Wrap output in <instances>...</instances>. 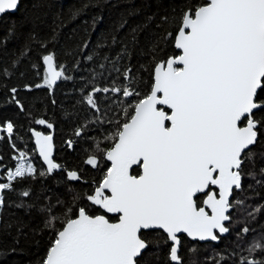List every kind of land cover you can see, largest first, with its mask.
I'll return each instance as SVG.
<instances>
[{
	"label": "snow or ice",
	"instance_id": "1",
	"mask_svg": "<svg viewBox=\"0 0 264 264\" xmlns=\"http://www.w3.org/2000/svg\"><path fill=\"white\" fill-rule=\"evenodd\" d=\"M19 4L20 0H0V18L17 11ZM177 23L174 40L179 54L156 62L147 94L141 93L128 67L123 72L127 84L93 86L84 95L83 102L99 113L92 123L114 125L104 138L109 147L97 142L99 154L92 153L85 163L102 168L106 160L110 166L91 194L81 196L70 189L71 203L59 212L51 203L41 209L45 227L55 229L41 264H144L154 230L166 234L171 264H185L180 254L185 236L219 244L232 232L233 210L245 205L234 197V190L243 191V178L254 175L245 168L255 163L252 146L264 141V0H204L182 9ZM8 32L11 36L14 27ZM43 64V84L36 88L52 89L57 81L71 79L53 54L44 55ZM17 91L11 89L13 94ZM98 93L124 98L126 102L116 105L117 118H105L108 110L101 109ZM12 102L24 110L15 95ZM36 123L53 127L44 119ZM0 133V141L7 139L15 148L11 121L0 125ZM33 134L46 168L38 169L26 152L19 151L14 169L7 170L0 183V209L6 192L16 191L15 184L24 180L56 171H66L68 181L83 180L79 171L66 170L53 159L52 135ZM75 134L80 136L82 129ZM73 143L68 141L69 146ZM134 166L140 174H133ZM259 171L264 175V167ZM18 194L32 195L28 189ZM81 199L87 203L78 204ZM89 205L104 214H94ZM260 211L257 206L248 215L254 219ZM249 232L244 226L237 238ZM188 251L196 254V244ZM245 251L248 255L238 264H264V257L256 256L264 253V241H251ZM206 259L224 264L228 257L218 253Z\"/></svg>",
	"mask_w": 264,
	"mask_h": 264
},
{
	"label": "trees",
	"instance_id": "2",
	"mask_svg": "<svg viewBox=\"0 0 264 264\" xmlns=\"http://www.w3.org/2000/svg\"><path fill=\"white\" fill-rule=\"evenodd\" d=\"M203 2L21 0L16 13L0 18V41H4L0 43V125L6 121L14 124L15 143L13 148L7 139L0 141V157H3L0 183L5 182L7 170L14 169L18 151L29 154L38 169L46 168L37 156L32 130L53 134L54 160L66 170H77L83 176L82 181L72 182L67 180L66 171H56L49 176L16 183V191L6 192L5 204L0 209V264H41L55 238V229L45 227L46 213L41 209L51 203L59 212L62 206L71 203L70 189L81 196L91 194L108 167L105 160L101 161L102 168H92L85 163L92 153L99 154L95 147L97 142L102 148L109 147L104 138L114 125L93 124L99 113L83 102L84 95L93 86L111 87L113 82L127 84L123 72L128 67L135 73L141 93L147 94L153 83L156 62L179 54L174 38L181 10ZM13 27L14 33L10 36L8 30ZM49 53L71 79L61 80L52 89L36 88V84H43V56ZM88 56L93 59L89 61ZM12 88H16L17 93L13 94ZM14 95L24 105L23 111L12 102ZM97 96L101 109L108 110L105 118H117L120 108L116 105L124 98L117 100L115 94L98 93ZM38 119H44L53 127L37 124ZM78 128L82 129L80 136L75 134ZM69 140L74 142L71 146ZM253 148L255 163L249 164L245 171L254 175H246L243 191L234 193L245 205L233 210L232 232L219 244L201 245L185 240L180 253L185 264H192L193 260L196 264H216L206 258L218 253L228 257L224 264H238L242 255H248L245 249L251 241H264V175L259 171L264 167V141ZM22 189L30 190L32 195L19 196ZM57 200L61 202L59 205ZM85 203L83 199L78 202ZM21 204L24 206H19ZM257 206L261 211L253 219L248 213ZM89 208L94 214H103L98 208L91 205ZM109 219L117 221L116 217ZM244 226L250 232L238 239L236 233ZM57 227H61L59 222ZM148 238L153 243L145 251L144 264H171L169 244L164 243L163 234L151 232ZM193 244L198 249L196 254L188 251ZM256 256L264 257V253L257 252Z\"/></svg>",
	"mask_w": 264,
	"mask_h": 264
},
{
	"label": "flooded vegetation",
	"instance_id": "3",
	"mask_svg": "<svg viewBox=\"0 0 264 264\" xmlns=\"http://www.w3.org/2000/svg\"><path fill=\"white\" fill-rule=\"evenodd\" d=\"M37 131V130H36ZM39 132H41V133H43V134H45V135H48L49 133H45V132H42V131H39ZM50 135H52L53 136V140H54V145H55V138H54V135L53 134H50ZM32 136V135H31ZM32 140H33V145H34V139H33V136H32ZM34 147H35V145H34ZM35 150H36V147H35ZM55 152H56V146H55ZM36 153H37V150H36ZM37 156H38V158H39V160L41 161V159H40V157H39V155H38V153H37ZM54 158H55V155H54ZM42 162V161H41ZM105 162L108 164V166H110V164L105 160ZM43 163V162H42ZM44 165V164H43ZM45 166V165H44ZM133 174H136V175H138V174H140V170L137 168V167H135L134 169H133ZM242 183H243V180H242ZM235 191L236 190H234V193H235ZM104 214V213H103ZM109 217H115V216H109ZM117 218V217H116ZM116 222V221H115ZM152 233H161V234H163V236L166 238V234L165 233H163L162 231H152ZM185 240H188V241H191L189 238H187L186 236H185ZM191 242H193V241H191ZM193 243H198V244H201V245H208V244H217V243H214V242H207V243H202V242H193ZM169 247H170V244H169Z\"/></svg>",
	"mask_w": 264,
	"mask_h": 264
},
{
	"label": "water",
	"instance_id": "4",
	"mask_svg": "<svg viewBox=\"0 0 264 264\" xmlns=\"http://www.w3.org/2000/svg\"><path fill=\"white\" fill-rule=\"evenodd\" d=\"M21 1V0H20ZM18 7H19V5H18ZM17 11H15V12H12V13H10V14H14V13H16ZM6 14H8V13H6ZM174 46H175V43H174ZM176 49V48H175ZM177 51H178V53H179V51L180 50H178V49H176ZM44 69H45V71H46V65H44ZM57 70H59V68L57 69ZM61 80H59V81H57V83H56V85L57 84H59V82H60ZM55 85V86H56ZM54 86V87H55ZM34 132H39V131H36V130H32L31 131V135L33 136V139H34V145H35V147H36V150H37V153H38V149H37V146H36V144H35V136H34ZM41 133V132H40ZM43 134V133H42ZM53 137V136H52ZM53 144H54V140H53ZM253 147V146H252ZM247 151V150H246ZM39 155V154H38ZM54 155H55V145H54V151H53V159H54ZM40 159H41V161L43 162V160H42V158L40 157ZM108 162V161H107ZM109 164H110V162H108ZM43 164H44V162H43ZM45 165V164H44ZM45 167H46V165H45ZM136 166H134V168H135ZM133 168V169H134ZM103 213V212H102ZM108 216H115V215H113V214H107ZM116 217V216H115ZM154 231H160V230H154ZM202 243H207V242H202ZM146 251V250H145Z\"/></svg>",
	"mask_w": 264,
	"mask_h": 264
},
{
	"label": "rangeland",
	"instance_id": "5",
	"mask_svg": "<svg viewBox=\"0 0 264 264\" xmlns=\"http://www.w3.org/2000/svg\"><path fill=\"white\" fill-rule=\"evenodd\" d=\"M18 155H19V151L17 152V155H16V157H15V159H16V162H17V159H18ZM28 157H29V159L32 161V163H33V165H34V161H33V158L28 154ZM35 166V165H34ZM6 177V176H5Z\"/></svg>",
	"mask_w": 264,
	"mask_h": 264
}]
</instances>
